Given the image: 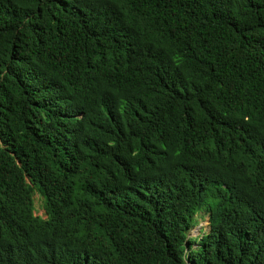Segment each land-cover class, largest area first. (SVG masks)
Instances as JSON below:
<instances>
[{
    "label": "trees",
    "instance_id": "16d2710c",
    "mask_svg": "<svg viewBox=\"0 0 264 264\" xmlns=\"http://www.w3.org/2000/svg\"><path fill=\"white\" fill-rule=\"evenodd\" d=\"M0 264H264V0H0Z\"/></svg>",
    "mask_w": 264,
    "mask_h": 264
},
{
    "label": "rangeland",
    "instance_id": "374dc122",
    "mask_svg": "<svg viewBox=\"0 0 264 264\" xmlns=\"http://www.w3.org/2000/svg\"><path fill=\"white\" fill-rule=\"evenodd\" d=\"M34 210L37 216L44 217L42 199L37 194L34 195ZM194 220L196 224L188 233V238L199 240L201 236L209 230L208 215L204 213L197 214Z\"/></svg>",
    "mask_w": 264,
    "mask_h": 264
}]
</instances>
